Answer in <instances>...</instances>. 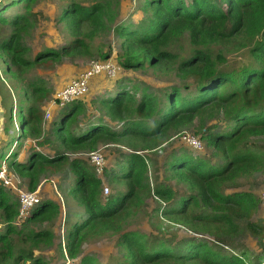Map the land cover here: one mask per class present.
I'll use <instances>...</instances> for the list:
<instances>
[{
  "label": "trees",
  "instance_id": "trees-1",
  "mask_svg": "<svg viewBox=\"0 0 264 264\" xmlns=\"http://www.w3.org/2000/svg\"><path fill=\"white\" fill-rule=\"evenodd\" d=\"M37 1L0 0V59L14 79L22 82L31 69L58 64L64 58L90 57L95 38L112 33L119 40L116 60L123 71L151 68L180 80L160 96L144 88L138 97L136 87L115 82L112 94L98 103L103 118L120 124L118 129L98 118L73 133V124L87 109L81 99L63 108V116L51 125V139L42 136L41 108L50 90L40 78L21 85L17 96L22 100L16 107L21 125L11 143L17 149L5 156L9 172L26 179L27 190L33 192L42 177L68 167L74 177L72 197L85 216L67 223L60 252L77 264H99L94 256H81L83 245L118 236L123 254L116 264H264L263 227L253 221L261 206L259 197L226 192L237 188L242 179L264 172V0H142L138 22L116 20L119 0H91L87 5L65 0L59 21L66 25L71 40L59 50L44 47L30 59L26 37L37 22L33 12ZM110 49L105 52L98 46L94 52L100 61H108ZM226 51L243 52L244 62L226 70ZM12 112L11 108L7 122L12 121ZM186 129L201 136L192 134L204 141L217 163L211 164L206 156L173 151L163 164V176L155 178L153 185L145 153L158 151ZM26 139L36 141L38 147L50 146L53 155L32 150L26 163L18 162L21 141ZM100 144L130 150H117L116 166L110 172L104 169L103 177L123 186L104 202L101 178L84 160L69 158L95 151ZM171 181L183 192L169 185ZM147 198L160 203L154 210L159 219H170L195 236L215 240L174 241L161 228H155L158 235L129 231L132 220L144 213ZM18 207V199L0 184V264H48L36 251L51 246L55 235L31 227L52 223L59 207L40 200L30 217L16 226ZM241 229L258 239V253L228 243Z\"/></svg>",
  "mask_w": 264,
  "mask_h": 264
},
{
  "label": "rangeland",
  "instance_id": "rangeland-1",
  "mask_svg": "<svg viewBox=\"0 0 264 264\" xmlns=\"http://www.w3.org/2000/svg\"><path fill=\"white\" fill-rule=\"evenodd\" d=\"M77 1L79 3L87 5V3L91 0ZM67 3L68 2L65 0H38L33 6V12L37 14V22L31 30V34L26 37L27 46L30 48V54L28 55L30 59H33L34 55L44 47L59 50L66 42L71 40L66 25L59 21L62 10L66 7ZM141 3L142 0H119L118 15L116 20L123 21L131 18L134 22H138L142 18L141 12H138L137 10V8L141 6ZM92 46V56L64 58L58 64L41 66L40 68L36 67L34 69H31V71L23 77L22 82L14 79L7 73L6 68L2 64L3 60L0 59V98L3 99L4 107H8V110L13 107V112L11 114V117H13V119L12 121L8 120L7 122V128L10 129L12 133L7 135V140L4 141L0 147V162L5 160V155L9 153V150L12 152L17 149L14 146L11 147V143L14 139H16L18 128L21 125V116L17 114L15 107L17 102L19 104L20 97H18L17 94L20 96V87L24 83V81L26 83L31 79L40 78L46 83V86L50 90L51 95L42 102L41 108L44 112L49 102L53 99L59 89L62 88V85H64L67 81L76 78L74 76H76L78 72L87 69L91 63L101 60L100 58H98L97 54H95L94 47L102 46V49L104 48L105 52L108 48H111L110 50L112 52V55L110 59L113 63L118 65L116 54L119 51V40L115 38L112 33H105L95 38ZM226 52H229L226 54L228 60L226 67H224L226 70L237 67L240 63L244 62V56L246 54H244L243 52ZM94 80L95 82L90 86L89 92L82 99V102L87 106L86 113L78 117L77 123L73 124V127L71 129V131L75 134L83 131L87 127L88 123L96 122L98 118H101L104 123H107L111 127V129L119 128L120 124H116L114 122L111 123L110 120L107 119V117L103 118L104 110L100 109L98 103L100 98L107 97V95L112 94L111 89L113 88L112 86L115 82H119L124 86L126 85L130 88L136 87L138 94L137 97L139 96L141 90L144 88H148L150 92L155 93L157 96H160L165 88L171 85L180 84V80L174 75H171L169 73L167 74L166 71H156L151 68H145L144 70L137 71H123L120 68L116 78L109 79L105 76H100L96 77ZM12 99L13 102H11ZM21 100L22 98L20 99V101ZM9 112L10 111H8V118L10 114ZM43 115L44 124L48 128L50 127L48 125L56 119V115L52 114L50 119L47 121L45 119V113H43ZM58 116L59 118L63 116L62 111H59ZM214 130L218 131L219 127L215 128ZM182 132L200 136L199 134L195 133L194 129H186ZM177 136L178 134L174 136L168 143L163 144L158 151L153 153H145L149 158L150 178L153 185L155 184V178H161V176H163V164L172 155L173 151H176L177 154L181 151H185L195 156H206L207 159L211 161V164H216L218 161V159L214 157L213 152L210 149L204 148L203 146V149L201 151H194L184 143H182ZM33 142L34 144H36L34 140H29L26 142L25 140L21 141L22 147L18 150L20 160L26 161L30 156L32 150L44 153L45 155L49 156L52 154V152L48 150H43L40 148L38 149L37 147V149H32L31 145H33ZM202 143H204V141H202ZM97 150L103 153L106 159V171L109 172L113 166H116L118 158L117 150L122 152L130 151L123 146L106 144L98 145ZM69 158H78L87 162L84 155L83 157L79 155H71ZM88 166L90 167L89 163ZM158 170H160L159 174H157ZM15 177L16 178H13L12 183L16 185L18 190L28 191L26 188V181L21 180L16 175ZM101 180L103 182V187H106L109 190L108 195H104L105 193L104 191H102V202H104L111 194H113L115 188L123 189V186L117 187V185L115 186L114 184L110 183L109 177H103L101 178ZM73 183L74 177L69 172L68 167H65L62 171L58 172L55 175H46L41 179L38 185V195L41 197V201L46 199L53 201L59 207L61 212L60 220L62 221L57 218L52 223L45 222L41 225H34L31 227L34 231L51 230L55 235L53 244L51 246L41 247L40 250L36 251V254L44 257L48 264H63L67 262H70L71 264H77V261H67V256L64 253L62 254L60 252V248L64 249L63 237L65 235V227L67 225L66 220L73 221V219H76L81 215L84 216L83 209L77 205L76 201L72 197L73 189L71 188H73ZM168 184L173 186L177 191L183 192V187L177 185L175 182L171 181ZM263 187L264 172L256 174L254 177L249 179H242L239 182L237 188L229 189L226 192H250L258 198ZM144 206V213H140L136 216V218L132 220L131 225L128 227L129 231H137L140 234L145 235L153 232L155 235H158L160 234V232L156 231L155 228H161L164 232L163 233L161 231V233L166 234L165 236L167 239H175L174 241L193 237L203 238L209 240L210 242L215 240V238L208 235L195 236L191 234L192 232L189 231L185 226L172 223L170 219H168L169 221L167 219H159L154 211L157 207H160V203L156 200V198H147ZM63 220H65V225L63 224ZM253 221L263 227L262 240L264 242V207H262V205H259L257 212L254 213ZM117 240L118 236H106L104 238L91 240L83 245L81 256H94L99 264H116L118 262V259L121 258L123 254L122 249L117 245ZM257 242L258 239H255L245 229H241L235 238L228 240V243L231 244L232 247L249 249L253 254L259 252Z\"/></svg>",
  "mask_w": 264,
  "mask_h": 264
},
{
  "label": "built area",
  "instance_id": "built-area-1",
  "mask_svg": "<svg viewBox=\"0 0 264 264\" xmlns=\"http://www.w3.org/2000/svg\"><path fill=\"white\" fill-rule=\"evenodd\" d=\"M119 69L120 67L111 60L96 61L91 63L90 66L80 73L76 78L70 80L61 89H59V91L50 101V105L62 109L70 103L83 99L90 90V82L92 79L100 76H105L109 79L116 78ZM50 116V112H46L45 119H49ZM177 137H179V140L182 143L194 151L199 152L203 149V144L200 139L190 133L182 132L179 133ZM73 155H79L81 157L84 155L85 160L91 165L95 176L98 178L103 177L104 169L106 168V159L101 151L95 150ZM6 157H8V155ZM6 159L7 158L0 162V184L3 187L17 193L19 207L15 225L20 226L30 217L31 211L36 205L39 204L41 199L38 195V190H34L33 192L18 190L16 185L12 183L13 178L16 177L14 174L9 172ZM103 191L105 193L104 195H108V188L105 187ZM259 199L262 207H264V187L262 188Z\"/></svg>",
  "mask_w": 264,
  "mask_h": 264
},
{
  "label": "crops",
  "instance_id": "crops-1",
  "mask_svg": "<svg viewBox=\"0 0 264 264\" xmlns=\"http://www.w3.org/2000/svg\"><path fill=\"white\" fill-rule=\"evenodd\" d=\"M85 70V69H84ZM84 70H82V71H80V72H78L77 74H76V76H74V77H77L80 73H82ZM95 79V78H94ZM94 79H92L91 80V82H90V86L91 85H93V83L95 82V80ZM94 80V81H93ZM67 82H69V81H67ZM66 82V83H67ZM65 83V84H66ZM64 84V85H65ZM64 85H62V87L64 86ZM105 87V86H104ZM13 98V97H12ZM11 102H13V99L11 100ZM16 107H17V103H16ZM15 107V109L17 110V108ZM12 110H13V107H12ZM63 109H61V108H56V107H54V106H51L50 105V102H49V104H48V106L46 107V109L44 110V112L43 113H45L46 114V112H50V114L52 115H56V119L53 121V122H51L48 126H50V127H46V125L44 124V121H43V130H42V136H43V138H49V139H51V136H50V134H49V132H51L50 130H51V125L55 122V121H57L58 119H59V116H58V114H59V111H62ZM8 111H10V110H8V107H4V102H3V99L2 98H0V147H1V145H2V143L4 142V141H6L7 140V135H9V134H11L12 133V131L9 129V131L8 132H6V129H7V116H8ZM44 116V115H43ZM51 117V116H50ZM50 119V118H49ZM49 119H47V120H49ZM46 120V121H47ZM29 140H31V139H26L25 140V142L26 141H29ZM36 142V141H35ZM14 146V145H13ZM12 147V146H11ZM35 147H37L38 149L40 148V149H43V150H48V151H50V152H52V150L50 149V146H45V147H38L36 144H34V145H31V148L32 149H35ZM30 148V149H31ZM1 149V148H0ZM11 149H13V148H11ZM16 151V150H15ZM8 152H11L10 150L8 151ZM41 154H43V155H45L44 153H41ZM53 155V152H52V154L49 156V155H45V156H47V157H51ZM6 156V155H5ZM70 157V156H69ZM27 160H28V158H27ZM26 160V161H27ZM17 161L18 162H21V163H26V161H24V160H20V158H19V153H18V156H17ZM90 165V164H89ZM90 167H91V165H90ZM91 169H92V167H91ZM92 171H93V169H92ZM15 175V174H14ZM55 175V174H54ZM43 178V177H42ZM41 178V179H42ZM21 180H25L26 181V179H21ZM41 181V180H40ZM40 183V182H39ZM39 185V184H38ZM26 188H27V185H26ZM7 190H9L14 196H15V198H17V194L15 193V192H13L12 190H10V189H8V188H6ZM39 188H38V186H37V188L35 189V190H38ZM72 189V188H71ZM47 200V199H46ZM53 202V201H52ZM60 214H61V212L59 211V215H58V219L60 220ZM56 218V219H57ZM79 218V217H78ZM78 218H76V219H73V221H75V220H77ZM60 221H62V220H60ZM65 220H63V224L65 225V222H64ZM67 221V223H72L73 221H70V220H66ZM64 254H65V252H63ZM62 253V254H63ZM61 254V255H62ZM66 255V254H65ZM67 261H70V260H68V258H67ZM68 263V262H67ZM66 263V264H67ZM70 263V262H69ZM64 264V263H63Z\"/></svg>",
  "mask_w": 264,
  "mask_h": 264
}]
</instances>
